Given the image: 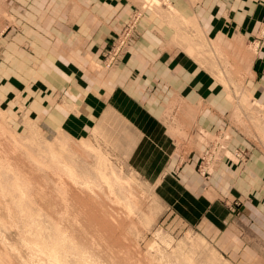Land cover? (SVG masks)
Segmentation results:
<instances>
[{"label":"rangeland","instance_id":"1","mask_svg":"<svg viewBox=\"0 0 264 264\" xmlns=\"http://www.w3.org/2000/svg\"><path fill=\"white\" fill-rule=\"evenodd\" d=\"M208 1L214 0H0V243L10 250L18 242L20 252L14 250L23 254L7 255L27 260L30 253L33 260L56 264L48 251L62 223L73 242L58 250L63 264H90L95 257L91 264H238L221 247L223 233L195 226L181 206L223 192L217 175L245 174L254 186L259 184L253 177L260 182L264 175V105L249 84L248 61L249 54L260 55L264 23L236 57L229 41L207 34L200 13ZM150 33L160 42L158 55L183 50L209 67L229 105L196 106L178 98L136 104L124 95L85 119L77 102L86 90L79 88L77 74L63 68L74 60L79 66L81 59L84 74L109 76L129 52L149 51L140 40ZM259 73L264 84V63ZM254 158L259 173L252 176L247 169ZM232 185L221 202L237 216L248 198ZM23 229H32V237ZM4 247L0 264H19L14 257L8 262L12 256Z\"/></svg>","mask_w":264,"mask_h":264},{"label":"crops","instance_id":"2","mask_svg":"<svg viewBox=\"0 0 264 264\" xmlns=\"http://www.w3.org/2000/svg\"><path fill=\"white\" fill-rule=\"evenodd\" d=\"M205 5L207 10L201 11L200 17L207 28V34L218 42L229 41L234 46L233 54L236 57L242 46L256 35L259 26L264 23V0H214ZM175 7H178L177 4ZM167 22L166 25L172 27V22ZM166 27L164 25L165 31ZM151 34L140 40H145L144 47L147 42L149 51L129 52L123 65L109 76L88 72L84 74L81 59L79 66L73 64L74 60L73 63L70 62L71 65L68 64V69L63 68L64 72L77 74L79 88L86 90L84 96L83 92L79 94L80 100L77 102L80 111L86 115L85 119L91 118V114H98L99 110L102 112L106 104L124 95L132 98L136 104L148 102L158 105L162 99L169 102L178 98L186 104L196 106L202 101L213 108L216 105H229L225 97L220 95L221 90H224L223 86L211 74L209 67H206L207 70L202 68L198 61L183 50L171 52L169 49L158 55L156 48L160 42ZM241 56H245L243 51ZM250 56L249 54V69L253 76L249 84L256 101L264 105V84L258 77L264 63V43L257 58L252 59ZM231 63L232 61L229 62ZM256 163V158L251 159L247 169L252 176L259 173ZM227 169L231 168L225 165L222 171L227 172ZM218 176L216 179L222 178L225 183L223 192L205 199L207 202H203V198H198V201L191 199V207L183 205L181 209L186 211L184 214L192 218L193 222L197 220L194 222L195 226L214 228L223 233L221 247L231 260L238 264H264V175L260 182L253 177L258 186L250 184L248 175L245 174L236 178L230 174L228 177L224 174ZM232 184H238L240 196L248 198L242 213L237 216L229 214L221 202L223 197L232 194ZM249 186H254L252 193H248Z\"/></svg>","mask_w":264,"mask_h":264},{"label":"bare ground","instance_id":"3","mask_svg":"<svg viewBox=\"0 0 264 264\" xmlns=\"http://www.w3.org/2000/svg\"><path fill=\"white\" fill-rule=\"evenodd\" d=\"M154 1H155V0H154ZM145 2H146V1H145ZM143 7H144V6H143ZM235 73H236V72H235ZM11 93H12V92H11ZM178 108H179V107H178ZM6 134H7V133H6ZM7 135H8V134H7ZM11 136H12V135H11ZM11 138H13V137H11ZM0 143H1V142H0ZM2 143H3V142H2ZM51 145H52V144H51ZM52 146H53V145H52ZM0 147H1V146H0ZM52 148H55V147H52ZM0 149H2V148H0ZM54 150H55V149H54ZM54 152H55V151H54ZM91 152H92V151H91ZM12 153H13V152H12ZM14 153H15V150H14ZM14 153H13V154H14ZM4 155H5V154H4ZM58 157H59V156H58ZM57 165H59V164H57ZM60 165H61V164H60ZM2 166H3V165H2ZM15 166H17V165H15ZM23 166H24V165H23ZM25 167H26V166H25ZM65 167H66V169H68L66 165H65ZM65 167H63V168H65ZM101 167H102V166H101ZM99 168H100V166H99ZM99 168H98V169H99ZM9 169H11V168L9 167ZM91 169H92V168H91ZM96 169H97V168H96ZM68 170H70V169H68ZM48 171H49V170H48ZM96 172H97V171H96ZM25 173H27V172L25 171ZM44 173H45V172H44ZM51 173H52V172H51ZM23 174H24V173H23ZM34 174H35V173H34ZM68 174H69V172H68ZM74 174H75V173H74ZM25 175H26V174H25ZM25 175H23V176H25ZM83 175H84V174H83ZM97 175H98V174H97ZM27 176H28V175H27ZM14 177H15V175H14ZM28 177H29V176H28ZM69 177H70V176H69ZM71 177H73L72 174H71ZM81 177H82V176H81ZM84 177H85V176H84ZM103 177H105V176H103ZM74 178H75V177H74ZM82 178H83V177H82ZM30 179H31V178H30ZM30 179H29V180H30ZM59 179H60V178H59ZM27 180H28V179H27ZM31 181H32V179H31ZM61 181H62V180H61ZM71 181H72V180H71ZM74 181H75V180H74ZM78 181H79V180H78ZM21 182H22V183H20V184H23V183H24V181H21ZM34 182H35V181H34ZM59 182H60V181H59ZM42 183H43V182H42ZM60 183H61V182H60ZM73 183H74V182H73ZM75 183H76V182H75ZM123 183H124V181H123ZM125 183H126V182H125ZM25 184H26V183H25ZM25 184H24V185H25ZM40 184H41V183H40ZM44 184H45V183H44ZM61 184H62V186H63V182H62ZM38 185H39V184H38ZM86 185H87V184H86ZM127 185H129V183H128ZM15 186H16V185H15ZM45 186H46V185H45ZM62 186L60 185V190H61V192H63V190L61 189ZM71 186H73V184H72ZM74 186H75V185H74ZM89 186H90V184H89ZM75 187H76V186H75ZM77 187H78V185H77ZM79 187H80V185H79ZM16 188H17V187H16ZM40 188H41V187H40ZM46 188H47V187H46ZM11 189H12V188H11ZM38 189H39V186H38ZM42 189H43V187H42ZM65 189H66V188H65ZM39 190H40V189H39ZM37 191H38V190H37ZM43 191H44V190H43ZM43 191H42V193H43ZM89 191H90V190H89ZM17 192H18V191H17ZM39 192L41 193V190H40ZM39 192H35V193H38V194H39ZM47 192H48V190H47ZM49 193H52V192H49ZM49 193H48V194H49ZM90 193H91V192H90ZM19 194H20V191H19ZM23 194H24V193H23ZM31 194H32V193H31ZM48 194H47V195H48ZM74 194H76V193H74ZM0 195H1V194H0ZM20 195H21V194H20ZM40 195H41V197H44V194H40ZM70 195H71V194H70ZM36 196H38V195H35V197H36ZM49 196H50V195H49ZM33 197H34V195H32L31 199H33ZM36 198H38V197H36ZM76 198H77V197H76ZM78 198H79V197H78ZM108 198H109V197H108ZM110 198H111V196H110ZM110 198H109V201H110ZM2 199H4V198H2ZM40 199H41V198H40ZM40 199H35V200L37 201V200H40ZM46 199H47V198H46ZM35 200H34V202H35ZM70 200H71V199H70ZM111 200H112V202H113L115 199H114V200L111 199ZM41 201H42V199H41ZM44 201H45V200H44ZM71 201H72V200H71ZM71 201H70V202H71ZM78 201H79V200H78ZM78 201H77V202H78ZM82 201H83V200H82ZM82 201H81V202L79 201V203H77V204H79V206H81L82 204H84V202H82ZM117 201H118V200H117ZM3 202H4V201H3ZM37 203H38V202H36V204H37ZM39 203H40V202H39ZM42 203H43V201H42ZM81 203H82V204H81ZM85 203H86V202H85ZM64 204H65V203H64ZM72 204H73V203H72ZM72 204H71V205H72ZM77 204H75L76 207H79ZM87 204H88V203H87ZM87 204H86V205H83V206H84V207H87ZM127 204H129V203L127 202ZM17 206H18V205H17ZM63 206H64V205H63ZM66 206H67V205H65V207H66ZM83 206H81V208H82ZM2 207H3V206H2ZM36 207H37V206H36ZM39 207H41V206H39ZM73 207H74V205H73ZM126 207H127V206H126ZM0 208H1V207H0ZM52 208H54V207H52ZM5 209H6L5 211L7 212L6 214H7V216H8V219L10 220L11 223L15 224V220L13 219V217H15V216L13 215V212H12V215H11V211H12L11 208H10L8 205H5ZM20 209H21V207H20ZM72 209H73V208H72ZM79 209H80V208H79ZM2 211H3V213H5L4 210H2ZM0 213H1V212H0ZM14 213H15V212H14ZM15 214H16V216H17V213H15ZM19 214H20V213H19ZM46 214H47V213H46ZM110 214H111V213H110ZM4 215H5V214H4ZM30 215H31V214H30ZM37 215H38V214H37ZM46 216H48V214H47ZM104 216H105V215H104ZM106 216H107V218H108L109 215L106 214ZM112 217L115 218V215H113ZM49 218H50V217H49ZM4 219H6V217H5ZM4 219H2V220H4ZM15 219H16V218H15ZM19 219H20V217H19ZM22 219H23V217H22ZM30 219H31V217L29 218V220H30ZM50 219H51V218H50ZM104 219H105V218H104ZM115 219H116V218H115ZM6 220H7V219H6ZM31 220H32V219H31ZM51 220H52V219H51ZM17 221H18V220H17ZM17 221H16V223H17ZM24 221H25V220H24ZM52 221H54V220H52ZM56 221H57V220H55V222H56ZM105 221H106V222H105ZM10 222H9V223H10ZM18 222H19V221H18ZM21 222H22V221H21ZM59 222H60V221H59ZM104 222H105V224H107V219L104 220ZM112 222H113V221H112ZM7 223H8V222H7ZM22 223H23V222H22ZM109 223H110V222H109ZM113 223H115V222H113ZM13 224H12V226H13ZM19 224H21V223H18V225H19ZM31 224H32V223H31ZM57 224H58V222H57ZM23 225H24V224H23ZM59 225H60V226L56 227V229L54 228L55 231H56V232L54 231V233H56V234H59V233H60V235H57V237H55L56 239L54 240V243H53L52 247L50 248V250H49V248H47V250H49L48 252H50L48 256L51 257V261L55 262L56 264H63V262L61 261L62 259H61V257H60L62 253H61V252H58V250H60V247H64V245H66L68 241H71V242H72V240H71V238H70V234L68 235V233H69L70 231L67 229V230L69 231V232L67 233V230H66L65 226L63 227L62 223H61V224L59 223ZM110 225H111V224H110ZM9 226H10V225H9ZM9 226H8V227H9ZM14 226H15V225H14ZM33 226H34V225H33ZM16 227H17V226H16ZM18 227H19V226H18ZM18 227L15 228V229H18ZM34 227H36V226H34ZM34 227H33V228H34ZM42 227H43V226H42ZM10 228H11V227H10ZM22 228H23V226L20 227V229H22ZM37 228H38V227H37ZM59 228H60V229H59ZM20 229H18V230H20ZM43 229H44V228H43ZM31 230H32V229H31ZM31 230H30V229H29V230H27V229H23V231H22V232L20 231V232H21L22 234H26V233H27V234L30 235ZM34 230H35V229H34ZM44 230H45V229H44ZM70 230H71V229H70ZM34 232H35V231H34ZM58 232H59V233H58ZM21 233H20V234H21ZM18 234H19V233H18ZM27 234H26V235H27ZM34 234H35V235H34L33 237H35V236H37L38 234H40V231H36V233H34ZM71 234H72L71 236H73L74 232H72ZM32 235H33V234H32ZM20 236H21V235H20ZM30 236H31V235H30ZM31 237H32V236H31ZM38 237H39V236H38ZM53 237H54V236H53ZM21 238H22V237H21ZM23 238H24V240H25L26 236H25V237L23 236ZM27 238H30V237H27ZM30 239H33V238H30ZM30 239H29V240H30ZM37 239H38V238H37ZM100 239H102V238H100ZM103 239H104V238H103ZM20 240H21V239H20ZM41 240H42V239H41ZM74 240H75V239H74ZM78 240H79V239H78ZM106 240H107V239H106ZM0 241H2V240H0ZM4 241H5V240H4ZM22 241H23V240H22ZM27 241H28V240H26V242H27ZM32 241H34V240H32ZM108 241H109V240H108ZM2 242H3V241H2ZM24 242H25V241H24ZM24 242H22V243H24ZM26 242L24 243V244H26V245H27L28 243H30V242H27V243H26ZM40 242H41V241H40ZM116 242H117V241H116ZM3 243H5V242H3ZM10 243H11V242H10ZM10 243H8V244L10 245ZM15 243L17 244L18 242H15ZM15 243H11V244H14V245H11V246H10V248H11L10 250H9V249H8V250L5 249V247L8 248V247H7V246H8L7 244H6V246L4 245L5 247L2 245V243H0V244L2 245L1 247H2V248L4 247V249H5V251H3V253H4V252L6 253V251H12V252H11L12 255H15V257L18 256L17 258L19 259V255H18V254H20V253H17V251H19V249H18V248H17V249L15 248V246H17ZM42 243H43V241H42L40 244H42ZM74 243H75V242H74ZM92 243H93V242H92ZM92 243H91V244H92ZM104 243H105V242H104ZM109 243L111 244V243H113V242H109ZM114 243H115V242H114ZM24 244H21V245L25 246ZM32 244H33V243H32ZM32 244H31V245H32ZM72 244H73V242H72ZM72 244L69 243L68 245H72ZM91 244H89V245H87V246L90 247V246L93 245V244H92V245H91ZM99 244H100V243H99ZM29 245H30V244H29ZM29 245H28V246H29ZM43 245H44V244H43ZM45 245H46V244H45ZM45 245H44V246H45ZM74 245H75V244H74ZM74 245H73V247H74ZM76 245H77V244H76ZM94 245H96V244H94ZM111 245H112V244H111ZM32 246H33V245H32ZM78 246H79V245H78ZM87 246H86V248H87ZM97 246H98V245H97ZM112 246H113V245H112ZM112 246H111V247H112ZM1 247H0V248H1ZM30 247H31V246H30ZM37 247H38V246H37ZM37 247H36V248H37ZM75 247H77V246H75ZM105 247H106V245H105ZM2 248H1V250H2ZM22 248H23V247H22ZM22 248H21V249H22ZM26 248H27V247H25V250H26ZM36 248L34 247V249H36ZM41 248H44V247H41ZM108 248H109V247H108ZM4 249H3V250H4ZM14 249H16L17 251H15ZM45 249H46V246H45ZM61 249H62V248H61ZM80 249H81V248H80ZM88 249H90V250H89V252H86V253H87V254H88V253L90 254V251H93V250H92V247H90V248H88ZM110 249H111V248H110ZM43 250H44V249H43ZM81 250H82V249H81ZM94 250H95V248H94ZM112 250H113V249H112ZM112 250H111V251H112ZM114 250H115V249H114ZM13 251H15V252H14L15 254H13ZM27 251H28V250H27ZM45 251H46V250H45ZM75 251H76V249H75ZM78 251H79V250H78ZM82 251H84V250H82ZM87 251H88V250H87ZM96 251H98V250H96ZM106 251L108 252L107 249H106ZM0 252H1V251H0ZM19 252H20V251H19ZM31 252H32V251H31ZM62 252H63V249H62ZM64 252H65V250H64ZM107 252H106V253H107ZM116 252H117V251H116ZM116 252H114V253H116ZM5 253H4V254H5ZM11 253L9 252L8 255H11ZM21 253H22V252H21ZM28 253H29V252H28ZM79 253H81V252L79 251ZM110 253H111V252H110ZM42 254H43V253H42ZM42 254L39 253V255H42ZM81 254H82V253H81ZM83 254H84V253H83ZM91 254H92V253H91ZM91 254H90V255H91ZM94 254H95V251H93V255H92L91 257H89V258H92V257L94 256ZM8 255H7V253H6V256H8ZM12 255H11V256H12ZM20 255H21V254H20ZM22 255H23V254H22ZM22 255H21V256H22ZM26 255H27V258H28L27 260H25L26 258H24V260H23L22 257H20L21 260H18V259L15 258L14 256H12V257H10V256H9V257H6V256H5V257L7 258L8 262H10L9 258L12 259V258L14 257L13 260H14V261H17V260H18L19 262H17V263H19V264L22 263V262L20 263V261H23V264H40V263L42 262V261L39 262V260L37 261V259H36V260H33V259H35V258H32V255H30V253H29V254H26ZM79 255H80V254H79ZM90 255H87V256H90ZM24 256H25V254H24ZM43 256H44V255H43ZM95 256H97V254H96ZM110 256H111V255H110ZM25 257H26V256H25ZM44 257H45V256H44ZM46 257H47V256H46ZM46 257H45V258H46ZM62 257H63V255H62ZM81 257H82V256H81ZM83 257H84V256H83ZM97 257H99V256H97ZM64 258H66V257H64ZM93 258H94V257H93ZM93 258H92V259H89V261H90V260L92 261ZM16 259H17V260H16ZM52 259H53V260H52ZM67 259H68V258H67ZM76 259H77V258H76ZM79 259H80V258H79ZM84 259H86V258H84ZM84 259H83V261H84ZM101 259H102V257H101ZM94 260H97L96 257L94 258ZM94 260H93L91 263H93ZM11 261H12V260H11ZM77 261H78V259H77ZM85 261H87V260H85ZM100 261H101V260H100ZM78 262H81V261H78ZM78 262H75V263H78ZM87 262H88V261H87ZM87 262H86V263H87ZM95 262H96V261H95ZM10 263H11V262H10ZM14 263H15V262H14ZM51 263H52V262H50V264H51ZM83 263H84V262H83ZM91 263H90V264H91ZM96 263H97V262H96ZM96 263H94V264H96ZM101 263L104 264L102 261H101ZM101 263L99 262V264H101ZM106 263H107V262H106ZM41 264H43V263H41ZM46 264H48V263L46 262ZM79 264H80V263H79ZM84 264H85V263H84ZM97 264H98V263H97ZM108 264H109V263H108Z\"/></svg>","mask_w":264,"mask_h":264}]
</instances>
